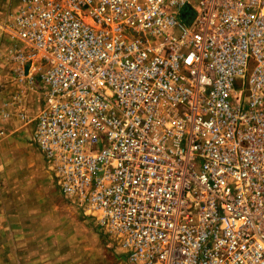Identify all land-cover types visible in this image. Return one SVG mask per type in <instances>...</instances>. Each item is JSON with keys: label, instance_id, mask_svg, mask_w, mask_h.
Segmentation results:
<instances>
[{"label": "built area", "instance_id": "built-area-1", "mask_svg": "<svg viewBox=\"0 0 264 264\" xmlns=\"http://www.w3.org/2000/svg\"><path fill=\"white\" fill-rule=\"evenodd\" d=\"M13 27L31 141L131 264H264V0H19Z\"/></svg>", "mask_w": 264, "mask_h": 264}, {"label": "rangeland", "instance_id": "rangeland-1", "mask_svg": "<svg viewBox=\"0 0 264 264\" xmlns=\"http://www.w3.org/2000/svg\"><path fill=\"white\" fill-rule=\"evenodd\" d=\"M16 8L17 2L9 0L6 18L0 23L17 41L13 36ZM21 48L16 43L2 49L0 46V218L19 223V236L8 241L15 247L16 255L6 261L131 264L119 240L96 227L92 216L75 199L61 192L31 141L34 118L39 104L44 103V94L37 81L32 84L18 75L14 56ZM254 65V59L249 58L243 77L233 82L234 88L242 90L245 96L249 94L248 80Z\"/></svg>", "mask_w": 264, "mask_h": 264}, {"label": "crops", "instance_id": "crops-1", "mask_svg": "<svg viewBox=\"0 0 264 264\" xmlns=\"http://www.w3.org/2000/svg\"><path fill=\"white\" fill-rule=\"evenodd\" d=\"M15 2H17V4H18L19 0H15ZM8 4H9V0H0V21L2 19L6 18L7 11H8ZM10 5L12 6V2ZM14 12H13V14H15ZM6 29L7 28H5V26L0 23V41H1L0 46H1V49L4 46L10 47L14 43L22 45L21 41L12 40L11 36L7 34ZM11 35H13V34L11 33ZM42 105H43V103L41 101V104H39V109L42 107ZM30 111H33V110L31 109ZM35 111L36 110H34L33 112H35ZM33 126H34V123H33ZM91 220L93 221V224L96 227H98L92 217H91ZM85 222L88 224H91V221L89 219H86ZM68 224H69V222H68ZM18 225H19L18 221L8 222V221H6L5 218H3V219L0 218V264H7L8 262L6 261V258L7 257L12 258L13 256L16 255L15 247L12 246V243H9L8 241L10 239H13V237H16V239H17V237L19 236V233H17V229H16L19 227ZM98 228H100V227H98ZM44 231L46 232L47 228H45ZM9 248H12L13 251H12V249L9 250Z\"/></svg>", "mask_w": 264, "mask_h": 264}, {"label": "bare ground", "instance_id": "bare-ground-1", "mask_svg": "<svg viewBox=\"0 0 264 264\" xmlns=\"http://www.w3.org/2000/svg\"><path fill=\"white\" fill-rule=\"evenodd\" d=\"M30 65H26L25 67H24V72L26 73L25 75H27L29 72H30Z\"/></svg>", "mask_w": 264, "mask_h": 264}]
</instances>
